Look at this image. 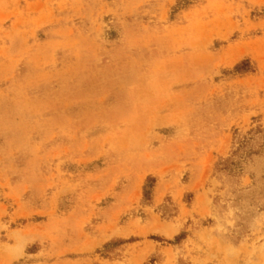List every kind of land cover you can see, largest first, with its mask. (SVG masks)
<instances>
[{
	"label": "rangeland",
	"instance_id": "rangeland-1",
	"mask_svg": "<svg viewBox=\"0 0 264 264\" xmlns=\"http://www.w3.org/2000/svg\"><path fill=\"white\" fill-rule=\"evenodd\" d=\"M0 264H264V0H0Z\"/></svg>",
	"mask_w": 264,
	"mask_h": 264
}]
</instances>
